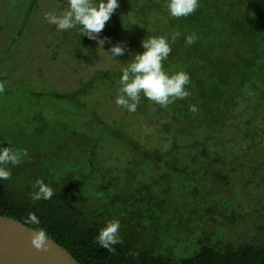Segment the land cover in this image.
<instances>
[{"label":"trees","instance_id":"obj_1","mask_svg":"<svg viewBox=\"0 0 264 264\" xmlns=\"http://www.w3.org/2000/svg\"><path fill=\"white\" fill-rule=\"evenodd\" d=\"M40 1L4 23L22 38ZM115 36L134 54L140 38L167 37L163 68L187 72L190 95L163 108L141 94L136 112L110 122L101 114L106 94L96 93L119 86L123 69L62 93H13L0 77V96L16 95L9 101L24 115L0 144L27 151L0 182V217L43 230L80 264H264V0H199L181 18L169 16L167 0H119L98 38ZM93 43L72 29L58 45L77 59ZM44 100L60 103L56 115L40 108ZM139 124L154 134H140ZM37 180L53 189L50 200L30 199ZM29 212L39 224L24 223ZM110 220L122 241L111 252L95 242Z\"/></svg>","mask_w":264,"mask_h":264},{"label":"rangeland","instance_id":"obj_2","mask_svg":"<svg viewBox=\"0 0 264 264\" xmlns=\"http://www.w3.org/2000/svg\"><path fill=\"white\" fill-rule=\"evenodd\" d=\"M30 2L31 0H0V77L8 80V88L13 93H39L40 91L62 93L76 89L79 79L87 82L94 73L100 70L124 69L132 61L133 50L131 47H126L127 41L118 36L105 41L103 47L93 43L94 47L91 48L90 53L87 51L90 45L86 46L83 54L77 57L78 60L76 55L65 54L66 50L63 49V45H58L63 31H57L56 25L48 23L44 18L45 13L59 16L67 10L66 4L61 10L57 1L41 0L39 13L31 20L34 24L28 22L23 30L24 35L20 38L18 28L13 29L9 22L4 23V21L8 20V17L21 16ZM33 35L35 40L32 39ZM140 41H142L141 38ZM117 45L125 50L122 56L115 58L106 51ZM7 50L11 51L10 55L5 53ZM119 88L120 85L107 91L105 87L97 89L96 95L106 94L102 97L101 114L110 122L124 111V108L118 107L115 103L116 97L121 94ZM14 97L16 95L0 96V134L14 125L16 129L22 125L24 115L21 118L18 111L14 112L17 107L13 108L10 102ZM37 103L38 99L35 97L28 101L30 105ZM59 104L55 100H44L40 103V108L51 111L48 114L56 115ZM20 121H22L21 124ZM145 129V126L141 124L136 127V130H140L139 133L143 136L154 134L150 127L148 130ZM0 141H2L1 137ZM190 239L191 236H189Z\"/></svg>","mask_w":264,"mask_h":264},{"label":"clouds","instance_id":"obj_3","mask_svg":"<svg viewBox=\"0 0 264 264\" xmlns=\"http://www.w3.org/2000/svg\"><path fill=\"white\" fill-rule=\"evenodd\" d=\"M119 7V0H99L94 4L91 0H67V10L61 15L45 13L48 23L56 25L57 31L76 29L80 37H87L102 46L105 40L99 39L98 34L105 28L115 10ZM199 7V0H167V10L171 18L188 17ZM179 33L171 37L174 43ZM195 34L185 37V46L196 42ZM142 52L133 55L132 61L122 70L119 80V92L115 99L118 107L134 113L143 97L163 108H167L175 100H183L190 95L186 86L190 84V75L185 71L173 74L167 73L163 68V61L171 53L169 39L165 36L147 37L141 42ZM124 48L117 45L110 48L108 53L115 58L124 54ZM130 54H132L130 52ZM3 88L0 87V92ZM189 111L195 113V106H189ZM27 156V151L15 147H5L0 144V182L11 178V166H18ZM35 191L29 194L32 201L50 200L55 194L43 180H37L33 185ZM25 224H39L40 220L35 213L29 212L24 220ZM120 222L110 220L105 227L99 230L95 242L110 252L113 246L121 243L119 237ZM46 233L36 232L32 243L40 250L47 251Z\"/></svg>","mask_w":264,"mask_h":264},{"label":"water","instance_id":"obj_4","mask_svg":"<svg viewBox=\"0 0 264 264\" xmlns=\"http://www.w3.org/2000/svg\"><path fill=\"white\" fill-rule=\"evenodd\" d=\"M38 232L7 217H0V264H80L63 247L47 236V251L37 249Z\"/></svg>","mask_w":264,"mask_h":264}]
</instances>
